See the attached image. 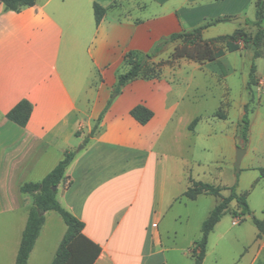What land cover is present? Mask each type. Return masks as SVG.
<instances>
[{"label": "crops", "instance_id": "crops-1", "mask_svg": "<svg viewBox=\"0 0 264 264\" xmlns=\"http://www.w3.org/2000/svg\"><path fill=\"white\" fill-rule=\"evenodd\" d=\"M93 3L106 8L97 25ZM242 9L241 0H34L18 10L6 9L0 1V226L10 236L0 244V264H14L33 205L34 195L21 192L20 186L40 181L66 151L74 156L56 186L62 201L55 197L83 222L82 233L98 246L92 264H194L184 258L199 238L177 241V224L183 227L181 219L190 213L182 218L174 206L215 195L187 198L190 179L223 187L222 196L233 186L251 210L239 222L248 218L254 226L229 231L221 225L227 212L240 210L231 200L208 234L201 264H264V233L258 236L251 220L255 216L264 222V176L259 171L264 168V97L231 95L229 79L239 64L223 62L229 51L200 63L172 57L178 39L156 48L173 33L229 17L200 33L224 50L220 37L240 28L231 19L240 17ZM236 44L232 52L239 54L241 82L248 88L250 66L255 64V74L263 73L264 55L255 60L252 47L240 40ZM147 55L153 73L128 80L116 92L119 76L129 68L127 59ZM210 79L221 93L209 113L203 104L209 100ZM21 100L31 104L24 126L6 118ZM138 104L152 111L144 124L130 115ZM245 105L249 126L241 146L238 124ZM218 108L221 116L214 115ZM237 146L245 149L238 171ZM182 180L186 188L177 193ZM215 197L213 207L220 201ZM46 212L26 264L45 261L48 250L37 256L41 245L55 247L54 258L65 232L62 228L52 243L48 240ZM7 214L17 217L15 224L7 226ZM215 229L217 240L210 241ZM243 243L237 258L206 262L210 244Z\"/></svg>", "mask_w": 264, "mask_h": 264}, {"label": "trees", "instance_id": "trees-1", "mask_svg": "<svg viewBox=\"0 0 264 264\" xmlns=\"http://www.w3.org/2000/svg\"><path fill=\"white\" fill-rule=\"evenodd\" d=\"M6 9L18 10L25 5H32L34 0H0ZM106 8L93 3V13L95 24H99ZM229 17H219L204 25L192 28L189 31L173 33L170 37L156 46L159 48L165 42H171L176 39L181 40L172 53V57H187L197 62H205L216 60L224 54V51H235L238 49L237 41H241L244 45H252L253 57L260 55L259 47L264 44V30L262 23L264 21V0H256L255 20L253 24L257 30L253 35L247 34L243 29H235L231 34L220 37L225 41V49L216 46L215 40H204L201 38V30L210 24L217 22L228 21ZM129 68L122 73L115 87L118 92L120 88L131 79L144 74H152L147 71L140 60L127 59ZM153 69V68H152ZM255 75V64L252 63L249 69L248 87L253 83ZM244 114L238 124V139L241 146H245L247 140V130L249 126V116L247 105L244 107ZM31 112V104L27 100H21L16 103L7 113L6 118L10 121L24 126L28 121ZM130 115L139 123L144 124L152 117V111L144 105L138 104L130 109ZM196 118L192 120L188 128L191 129L196 122ZM95 128V126H94ZM74 156V151H66L63 158L38 182H25L20 186L23 193H31L34 195L33 205L30 207L26 219L25 227L22 231L20 243L14 264H26L30 251L33 248L35 240L40 232V228L44 222V214H40L42 210L46 212L53 210L57 212L63 219L66 230L56 249L53 260L50 264H92L94 258L99 252L96 244L90 241L82 233L83 222L71 212L60 205L55 197L56 187L63 178L64 171ZM260 173L264 176V168H259ZM224 189L219 185H213L207 182L194 181L190 179V185L184 191V195L189 199H194L200 193L212 194L220 197V201L210 210L208 216L201 224V236L194 241L191 249V256L194 258V264H201L204 258L207 238L216 222L228 209L229 202L235 200L239 207V211H232V216L237 217L244 214H250L251 210L248 207L245 195H239L234 191V187H229L227 196L221 195V190ZM251 220L258 229V236L264 233V222L255 216Z\"/></svg>", "mask_w": 264, "mask_h": 264}, {"label": "rangeland", "instance_id": "rangeland-1", "mask_svg": "<svg viewBox=\"0 0 264 264\" xmlns=\"http://www.w3.org/2000/svg\"><path fill=\"white\" fill-rule=\"evenodd\" d=\"M243 4V9L241 11V16L242 18H245V22L243 23H236L238 27L243 29L247 34L253 35L257 28L253 24V21L255 20V11H256V0H241ZM263 30H264V21L262 23ZM179 40V39H178ZM181 41V40H179ZM244 47H252V45H244ZM253 49V47H252ZM260 49V48H259ZM263 55H264V48L259 50ZM148 58L144 59L145 57H140L141 63L144 65V68L153 73V66H152V60L151 56L147 55ZM144 61H143V59ZM257 57L255 58V60ZM236 61L237 64H239V72L236 73L234 76H232L229 81L232 83L231 85V90L230 93L232 96H238L241 94H245L250 98V99H255V94L253 90V85L251 84L250 87L247 88L241 81H242V69L240 68V58L238 53L234 52H228L226 56L223 58V62L225 63H231ZM225 74L227 75V72L225 71ZM209 100L206 102L204 101L203 108L204 110H208L209 113L212 112L217 104H218V97L221 93V87L219 85H216L211 79L209 80ZM215 116H221L222 111L220 108L215 111L214 113ZM236 170V169H235ZM186 181L182 180V182L178 183L177 185L179 188L174 189L177 193L182 192L186 188L185 185ZM57 198L62 201V196H61V190L58 189L56 193ZM217 198L215 196H209V195H202L199 196V198L196 201H190V200H185L187 204H184L185 202H176L174 206V210H176L178 213H182L184 218V214L190 213V215H187V220L185 221L184 219L182 220L183 227L180 226V223H178V230H177V241L181 243H187L191 238H194V240L200 238V229H201V224L203 220L206 218L207 214L211 210V208L214 205V202ZM232 215H230V212H227L225 216L222 217L221 220V225L228 229L229 231H232L236 229L235 227H241L244 228L246 225H251L252 227L253 224L250 222V220L247 218L239 224H232ZM1 220V219H0ZM17 220V217L12 214H7L5 217V222L7 226H10L12 223L15 224ZM45 220H46V225L44 228V231L47 232V236L51 239V243L56 239L57 235L61 232L62 228L65 231V223L63 219L60 217V215L53 211L49 210L45 214ZM2 221V220H1ZM187 222V223H186ZM185 226L187 227L185 231ZM6 227L3 225L0 226V244L6 243L10 240V236L6 234ZM51 235H50V234ZM252 238V237H251ZM251 238L249 240H251ZM44 237L42 236L41 240L39 242H43ZM217 240V229L214 230L210 234V241H215ZM246 240V238H245ZM244 241V239L242 240ZM52 245V244H51ZM243 245L241 244L239 247L238 246H228V245H223L220 244L218 248H215L212 244L207 246V256H206V262L209 263H214L215 257H218L219 260L220 258H229V257H234L237 258L242 252H243ZM191 248V247H190ZM49 251V253L44 257L45 261H37L34 260L33 263L31 264H50L53 258V254L55 251V247L49 248L48 245H41L40 246V251H38L37 256H41V252L43 251L44 253L46 251ZM184 260L188 263H194V258L191 256V253L187 254V258H184Z\"/></svg>", "mask_w": 264, "mask_h": 264}, {"label": "built area", "instance_id": "built-area-1", "mask_svg": "<svg viewBox=\"0 0 264 264\" xmlns=\"http://www.w3.org/2000/svg\"><path fill=\"white\" fill-rule=\"evenodd\" d=\"M253 90L255 97L262 98L264 97V72L261 74H255L253 77ZM240 221V217H233L232 224H237ZM193 250L190 249L189 252L191 253Z\"/></svg>", "mask_w": 264, "mask_h": 264}, {"label": "water", "instance_id": "water-1", "mask_svg": "<svg viewBox=\"0 0 264 264\" xmlns=\"http://www.w3.org/2000/svg\"><path fill=\"white\" fill-rule=\"evenodd\" d=\"M231 21L235 22V23H242V22L244 23L245 18L236 17V18L231 19ZM146 58H148V56H146L144 59H146ZM144 59H143V61H144ZM244 151H245L244 147H241V146L236 147V154H235V161H234V167H235L236 171L239 170L240 160H241V157H242ZM53 189H56V187H53ZM39 213L42 214L44 212L42 210H40Z\"/></svg>", "mask_w": 264, "mask_h": 264}]
</instances>
